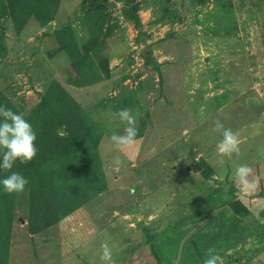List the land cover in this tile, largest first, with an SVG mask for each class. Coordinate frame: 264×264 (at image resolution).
<instances>
[{
	"label": "rangeland",
	"instance_id": "rangeland-1",
	"mask_svg": "<svg viewBox=\"0 0 264 264\" xmlns=\"http://www.w3.org/2000/svg\"><path fill=\"white\" fill-rule=\"evenodd\" d=\"M0 105L38 148L23 192L0 184V264H104L103 243L115 264H264V0H0ZM217 120L241 140L223 164Z\"/></svg>",
	"mask_w": 264,
	"mask_h": 264
},
{
	"label": "clouds",
	"instance_id": "clouds-1",
	"mask_svg": "<svg viewBox=\"0 0 264 264\" xmlns=\"http://www.w3.org/2000/svg\"><path fill=\"white\" fill-rule=\"evenodd\" d=\"M120 122L125 125L123 134L113 133L110 141L114 149L119 152L133 146L138 135L137 119L129 109H122L116 113ZM213 131L220 132L222 139L216 145L219 163L223 164L225 158L239 156L241 152V140L239 134L230 128H226L219 120L215 122ZM37 134L32 124L25 119L22 113H17L0 105V169L10 174L0 181L4 192L11 195L25 190L29 181L19 172L11 171L17 162L20 165L31 163L38 154L36 146ZM114 166L120 167L123 161L119 155L113 157ZM235 180L242 193L255 192L259 189V180L254 175V170L247 164H242L235 169ZM102 254L100 260L104 264H115L112 249L108 243L101 245ZM203 264H223L222 258L215 253V249H208L207 258Z\"/></svg>",
	"mask_w": 264,
	"mask_h": 264
}]
</instances>
